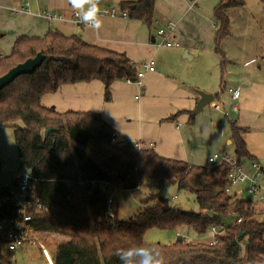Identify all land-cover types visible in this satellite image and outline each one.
<instances>
[{"label":"trees","instance_id":"1","mask_svg":"<svg viewBox=\"0 0 264 264\" xmlns=\"http://www.w3.org/2000/svg\"><path fill=\"white\" fill-rule=\"evenodd\" d=\"M245 2L221 0L213 9L214 50L220 56L222 84L227 59L221 43L230 34L227 12ZM155 3L135 0L122 6L128 10V17L151 27ZM40 52L47 58L33 73L17 76L0 90V128H14L20 171L36 180L37 193L47 208L36 225L43 239L56 238L49 244L54 264H120L116 253L137 246L155 249L164 264H264V219L259 208L247 210L251 198L227 192L228 163L195 165L134 142L119 143L115 129L98 112H61L42 103V96L64 84L98 79L109 95L115 80H136L138 69L125 53L51 28L43 36L22 34L10 53H0V76ZM215 98H219L218 93ZM189 120L194 121V114ZM230 123L235 155L257 161L243 137L248 127L236 120ZM47 129L53 130L45 136ZM146 178L156 190L176 186L180 191L193 192L199 210L171 207L167 198L154 192L141 199L138 214L119 219L114 195L137 189ZM110 196L113 216L108 210ZM230 214L235 220L224 225L222 219ZM238 218L241 221H236ZM222 224L223 233L214 244L178 240L179 235L170 242L145 240L146 232L153 228L188 227L206 234L211 225ZM4 252L7 250L0 237V264H11Z\"/></svg>","mask_w":264,"mask_h":264},{"label":"crops","instance_id":"2","mask_svg":"<svg viewBox=\"0 0 264 264\" xmlns=\"http://www.w3.org/2000/svg\"><path fill=\"white\" fill-rule=\"evenodd\" d=\"M216 1L196 0L192 5L190 0H156L151 27L130 17L99 16L102 25L96 30L74 19L75 12L83 15L89 9L91 5L87 3L74 9L69 0H0V53H10L15 40L22 34L43 36L49 29L56 28L66 35L77 34L89 43L125 53L138 70L143 62L154 59L156 69L147 71L142 78L143 91L139 98H136L139 92L136 84L124 79L115 80L107 95L103 82L94 79L64 84L42 96L41 101L61 112L68 109L98 112L115 129V140L119 143L137 142L160 155L205 165L207 158L215 152L236 156L231 123L228 125L224 119L202 111L204 108L202 112H194L200 99L198 90L216 94L212 88L216 70L213 73L211 68L218 59L212 56L209 67L207 57L202 54L213 48L216 25L209 10L215 7ZM14 4L26 5L27 10L14 14L10 10ZM43 11L60 14L61 18L48 21L40 15ZM169 22L175 23L169 39L180 45L157 47L155 41L159 37L156 32ZM252 60L254 58L243 65L251 64ZM230 86L241 89L238 82L224 81L225 88ZM240 98L241 92L235 100ZM215 99L209 105L215 108L213 103H218L224 109V102ZM230 99L231 106H236L231 94ZM234 105L232 108L236 109ZM191 113L194 114L193 122L189 120ZM242 127H248L243 137L249 151L264 169L258 152L250 146L249 126ZM239 159L246 166L252 162ZM13 176L2 174L0 181ZM158 191L155 189V193ZM179 230L177 227L175 236L182 234Z\"/></svg>","mask_w":264,"mask_h":264},{"label":"rangeland","instance_id":"3","mask_svg":"<svg viewBox=\"0 0 264 264\" xmlns=\"http://www.w3.org/2000/svg\"><path fill=\"white\" fill-rule=\"evenodd\" d=\"M220 0L216 1V4ZM214 9V8H213ZM213 9L209 13L213 17ZM230 20V34L224 38L221 48L225 52L227 63L223 74V84L221 79L220 56L213 48L204 50L202 54L207 57V64L212 65V56L218 59V63L211 72L214 73L213 92L219 94L217 101L224 102V112L218 111L211 105H206L204 110L213 116H218L229 125L231 120H237L238 125L249 126L248 140L252 150L258 152L264 166V2L259 0H248L244 6L232 7L228 9ZM254 58L249 65L243 62ZM220 72V73H219ZM224 81L238 82L241 84V98L235 100L237 108L233 109L230 94L224 87ZM201 111V112H202ZM227 112L228 116L223 113ZM22 125L21 122H18ZM18 151L14 138V128L4 126L0 128V175L5 177L16 175L20 169ZM263 180V179H261ZM263 182V181H262ZM240 197L250 199L251 196L246 192L245 185ZM155 188L151 179L146 178L138 189L122 190L114 195L117 200V216L121 220H127L138 214L142 208L141 199L145 195L154 193ZM161 196L169 200V205L183 210L198 211L199 206L196 196L190 191H180L176 186H168L158 191ZM176 195V197H174ZM115 206V205H114ZM234 216L230 214L223 218L225 224L232 223ZM182 234L188 235L189 240L208 241L209 235L197 234L192 228H180ZM176 228L170 229H150L145 234V240L149 242H170L176 240ZM58 240V238H57ZM44 241L49 247L52 242H56L55 236H44ZM25 251V252H23ZM11 264H47L39 249L33 248L20 250L16 253L4 252Z\"/></svg>","mask_w":264,"mask_h":264},{"label":"built area","instance_id":"4","mask_svg":"<svg viewBox=\"0 0 264 264\" xmlns=\"http://www.w3.org/2000/svg\"><path fill=\"white\" fill-rule=\"evenodd\" d=\"M135 0H99L100 12L98 16L110 17H128V10L122 4ZM192 5L196 0H190ZM14 14H19L27 10L26 5L14 4L10 8ZM48 21L61 18L60 14L50 11L40 12ZM79 12L74 13V19L79 24ZM175 23L169 22L166 26L160 27L156 34L159 40L155 41L157 47L160 46H179L178 41H171L169 36L174 32ZM156 63L154 59H149L142 63L137 72V79L126 78L125 81L130 84H136L139 88V98L143 91L142 78L147 71H154ZM228 92L233 100L240 96L238 87H228ZM216 109H223L218 103H213ZM234 104H232L233 106ZM235 106V105H234ZM236 107V106H235ZM228 115L227 112H225ZM137 143V142H136ZM141 146L140 143H137ZM226 162L229 164L228 187L227 192L241 194L243 188L239 185H245L246 192L251 196L252 204L247 208L251 211L259 208V214L264 219V169L259 162L253 161L249 166L244 165L237 156L215 152L207 158L206 166L212 167ZM259 204L261 206H259ZM47 210L41 201L36 188V180L26 171H20L15 176L0 181V237L4 240V247L7 252H17L20 250L39 249L47 264H54V257L51 249L44 241L41 232L36 225V221ZM108 210L113 216V197L108 198ZM241 221V218L236 219ZM226 225V224H224ZM224 225H211L208 230V242L214 244L218 241V236L223 233ZM185 241L189 240L188 235H181Z\"/></svg>","mask_w":264,"mask_h":264},{"label":"clouds","instance_id":"5","mask_svg":"<svg viewBox=\"0 0 264 264\" xmlns=\"http://www.w3.org/2000/svg\"><path fill=\"white\" fill-rule=\"evenodd\" d=\"M74 9L82 8L84 4H90L89 9L79 17L80 22L92 29H100L102 20L98 16L100 12L99 0H69ZM120 264H164L163 257L153 248L137 246L127 250L118 251Z\"/></svg>","mask_w":264,"mask_h":264},{"label":"water","instance_id":"6","mask_svg":"<svg viewBox=\"0 0 264 264\" xmlns=\"http://www.w3.org/2000/svg\"><path fill=\"white\" fill-rule=\"evenodd\" d=\"M47 58L46 54L38 53L34 57L28 58L25 61L18 63L16 66L12 67L7 73L0 76V90L6 85L11 83L17 76L26 73H33ZM200 95V99L197 103V106L194 110L195 113L200 112L206 105L214 101L215 95L213 93H207L201 90L197 91ZM53 129L45 130V136L48 135ZM182 237L178 236V240H181Z\"/></svg>","mask_w":264,"mask_h":264}]
</instances>
